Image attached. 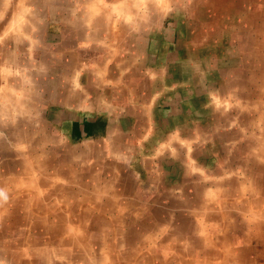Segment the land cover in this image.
<instances>
[{
  "label": "crops",
  "instance_id": "obj_1",
  "mask_svg": "<svg viewBox=\"0 0 264 264\" xmlns=\"http://www.w3.org/2000/svg\"><path fill=\"white\" fill-rule=\"evenodd\" d=\"M0 264H264V0H0Z\"/></svg>",
  "mask_w": 264,
  "mask_h": 264
},
{
  "label": "bare ground",
  "instance_id": "obj_2",
  "mask_svg": "<svg viewBox=\"0 0 264 264\" xmlns=\"http://www.w3.org/2000/svg\"><path fill=\"white\" fill-rule=\"evenodd\" d=\"M197 2V1H196ZM188 9V8H187ZM224 9V8H223ZM189 10V9H188ZM210 11V10H209ZM188 12V11H187ZM190 12H192V11H190ZM198 15V14H197ZM199 16V15H198ZM197 16V17H198ZM191 18V17H190ZM192 21V20H191ZM219 22V21H218ZM188 23V22H187ZM186 23V24H187ZM208 23V22H207ZM228 25V24H227ZM209 26V25H208ZM215 27V26H214ZM214 31V30H213ZM221 31V30H220ZM223 31V30H222ZM188 33V32H187ZM190 34V33H189ZM205 34V33H204ZM188 35V34H187ZM197 35V34H196ZM226 35V34H225ZM196 37V36H195ZM197 38V37H196ZM211 38V37H210ZM210 38H209V40H210ZM195 39V38H194ZM208 39V38H207ZM214 39V38H213ZM216 41V40H215ZM58 169V168H57ZM209 218V217H208ZM229 236V235H228ZM231 237V236H230ZM232 251V250H231ZM213 252V251H212ZM237 253V252H236ZM239 258V257H238Z\"/></svg>",
  "mask_w": 264,
  "mask_h": 264
}]
</instances>
